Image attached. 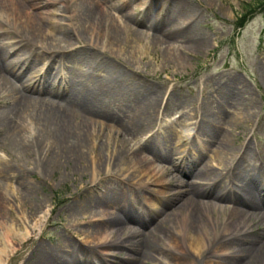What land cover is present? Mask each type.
Here are the masks:
<instances>
[{
    "label": "rangeland",
    "instance_id": "374dc122",
    "mask_svg": "<svg viewBox=\"0 0 264 264\" xmlns=\"http://www.w3.org/2000/svg\"><path fill=\"white\" fill-rule=\"evenodd\" d=\"M10 1L0 0V10L8 8ZM21 1L30 8L32 3L47 0ZM49 1L52 13L45 15L60 24L54 33L49 34L51 27L47 24L39 32L23 30L21 34L12 14H2L0 28L6 32L2 41L15 47L28 39L34 41L37 49L32 50L38 56H51V51H42L43 44L53 47L61 42L62 24L73 32L79 25L62 18L70 0ZM93 1L109 16V26L110 17L120 18L123 30L116 37L117 45L111 46L109 38L95 40L92 32L73 37V50L78 53L64 55V64L42 56L35 70L38 77L48 70L58 74L51 88L60 93L58 97L48 96V87L39 85L37 90L26 92L19 87L21 80L16 90L31 99L66 104L81 114L93 106L112 116L140 115L141 124H129V130L101 123L91 129L96 132L97 144L114 149L120 141L130 149L129 158L136 152L153 167L165 169L166 194L158 196L140 188L139 182H147L148 177L138 176L140 169L136 166L123 177L127 180L123 198L101 208L93 199L105 193L110 182L118 184V169L94 174L89 169L95 162L92 152L87 156L84 177L74 175L68 164L47 165L40 161L46 157L37 152L26 157L0 125V235L8 239L0 264H61L69 259L73 260L70 264H175L176 259L184 261L180 264H235L239 257L246 256L240 248L254 247L255 239L264 240L263 221L248 218L244 210L249 206L236 205L232 199L236 198L232 187L259 175L263 183L255 185L251 181V187L264 208V0ZM245 14L244 28L237 29V22ZM15 55L13 50L7 58ZM70 83L74 84L73 91L68 90ZM7 93H0V98L11 103L14 97ZM153 100L154 107L148 104ZM135 104L138 107L134 108ZM36 110L46 112L42 106ZM33 118L25 117L21 124L27 144L40 132V127L32 124ZM161 130L164 136L159 135ZM48 145L44 143L45 148ZM144 147L152 149L154 155ZM217 153L220 157L215 158ZM105 154L111 158L110 153ZM231 154L236 157L230 159ZM205 168L206 172L199 174ZM146 186L155 189L151 183ZM216 192L224 194V200H214ZM142 194L156 203V209L147 204L139 213L138 195ZM195 194L205 198L199 196L202 203H195L189 211L193 221L187 227L193 225L194 231L200 232L204 241L200 255L183 241L188 228L182 227V215L189 207L182 205ZM123 210H136L137 214L129 219ZM205 210L218 223L233 211L230 227L239 225L238 231L233 233L231 229L226 235L218 229L217 236H210L214 235L212 228L208 233L195 223L199 218L207 221ZM262 215L264 210L258 214ZM113 218L117 221L110 226ZM9 224L31 234L18 233ZM109 226L112 238L104 246L95 236ZM244 226L247 229H242ZM147 237L150 247L143 245ZM74 244L82 248L77 247L75 254L70 248ZM223 246L230 252L223 254ZM252 264H264V259Z\"/></svg>",
    "mask_w": 264,
    "mask_h": 264
},
{
    "label": "bare ground",
    "instance_id": "6f19581e",
    "mask_svg": "<svg viewBox=\"0 0 264 264\" xmlns=\"http://www.w3.org/2000/svg\"><path fill=\"white\" fill-rule=\"evenodd\" d=\"M84 0H70V8L66 11L64 17L68 20H75L77 21L79 28L75 29L74 32L71 27L68 25L62 24V32H61V42L56 46L51 47L50 45L43 44L42 51H51V56H48L47 53L44 55L38 56L37 51L32 50V48H36L34 41H30L26 39V42L23 45L12 47L9 43L4 42L3 38L6 37V32L1 30L0 28V93L8 92L7 94L11 93L13 100L11 103H7L5 98H0V105H3L0 108V125L7 129L10 133L11 138L13 139V143L15 146L23 149L25 154L28 155L32 152H37L40 156H45L44 160H40L41 162L50 165V166H63V165H70L72 166V173L74 175H81L82 177L85 176L86 170L88 168V155L90 152L95 156L92 160L95 162L90 164L89 169L93 171L95 174L96 172L98 175L101 174L104 170L106 171H113L114 169H118V173L115 175L118 179V184H113L110 182L108 187L105 189V193L103 192L100 196L94 197V202L97 203L99 207H108L111 204L116 203L118 200L123 198V192L126 191L123 186L125 185L124 182L127 180L123 179L124 176L129 174L133 168L136 166L139 167V175H146L148 177L147 182H139V187L143 190H147L148 192H154L158 196L165 195V184L163 180V172L165 169H158V167H153V164L145 159L141 158L138 153H132V157L129 158V151L126 149V145L119 141V145L114 149H109L103 143L97 144L98 140L95 139L96 132L92 131L91 126L95 123H101L102 126H106L109 128H117V129H128L129 124L132 126H137L141 124V116L134 114V115H122V116H112L108 114H103L101 111L98 110L97 107L90 106L89 109L85 112V114H81L73 109H70L66 104H61L55 102L50 99H31L26 95L20 93L16 90L18 86V81H20V86L26 92H33V89L37 90L38 85L42 88H47L46 90L47 95L59 96L60 93L58 91H52L51 88L55 87V82L57 81L58 74L53 73V70L46 71L45 74L39 76L40 79L37 82H34L35 78L38 76L36 75L35 70L38 69V65L40 63L42 56H48L52 62L64 64V55H73L78 53L76 50H73L75 44L73 43V37L82 38L84 33H90L92 37L96 39V37H100L103 39H110L112 43L111 46H116L118 40L116 39L118 34L122 33L123 25L118 17H110L111 19V26H109L107 20L109 16L105 15L102 12L101 6L98 5V2H94L93 0L84 1ZM51 1L47 0L46 2H38L32 3L31 7H27V5L21 0H11L8 4V8L6 6L0 10V15L6 14L11 15L14 22L15 27L19 28L21 34H24L23 30L29 32H39L41 29L46 28L47 24H50L51 32L49 34L54 33L56 26L59 24L58 21H53L48 18L45 14L52 13L50 9ZM112 8L113 11L116 10V5ZM33 10V11H30ZM72 10V12H71ZM37 11V12H35ZM72 13V15L66 16L67 14ZM60 25V24H59ZM126 28V27H124ZM88 30V31H87ZM2 31L4 33H2ZM11 31H8L9 38L11 37ZM17 33V32H16ZM18 35H16L17 37ZM21 37V36H18ZM90 37V41L93 42V38ZM22 43V42H20ZM74 45V46H73ZM95 45V44H94ZM122 43L118 46H121ZM30 49V51H27ZM37 49V48H36ZM72 50L71 52L67 53V51ZM14 50L16 53V57L9 59L11 51ZM41 51V52H42ZM65 52V54H64ZM66 55V56H67ZM55 58V59H54ZM54 59V60H53ZM117 68V66H115ZM28 70V71H27ZM38 77V78H39ZM115 77L118 78L117 69ZM68 90H74V84H68ZM41 93V91H40ZM39 93V94H40ZM59 94V95H58ZM34 98V97H32ZM150 106H155L154 100L148 103ZM42 106L46 109V112L41 113L36 110L37 107ZM138 107L135 104L134 108ZM152 107V108H153ZM29 117L30 119H34L32 124L38 125L40 127L39 134L30 141L28 144L25 142L23 138V131L22 125L24 122V118ZM125 127V128H124ZM159 133L164 134V131H160ZM111 137V136H110ZM117 138V137H116ZM49 142L47 148L44 147V143ZM92 143V146H91ZM30 145V146H28ZM91 146V147H90ZM91 148V149H90ZM144 151L150 155H154V151L152 149L144 147ZM230 151V150H229ZM106 152L111 154V158L108 159L106 157ZM215 155V154H214ZM213 155V156H214ZM215 158L220 157L218 153L214 156ZM236 157V155L231 154L230 159ZM131 165L129 167H126ZM230 164V163H229ZM133 167V168H132ZM204 170V171H203ZM206 172V168L199 170V174H204ZM112 173V172H111ZM119 179L123 180L121 182ZM252 184L258 185L261 182V177L259 175H254L251 178ZM250 182H241V185L232 187V191H234L236 198H232L234 203L238 205L243 204L244 206H249L250 209L255 211L256 215L261 213L264 210L262 207L263 201H261V197L259 195H255L253 192V187H251ZM96 182V181H94ZM93 182V183H94ZM152 184L155 186V189H151L149 186L147 187L146 184ZM113 184V185H112ZM121 185L123 190L121 189ZM136 186V185H131ZM213 195V194H212ZM205 198L203 195H193L191 201L185 204L186 201L184 200V205L189 207L188 213L182 215V227H187L188 223H192V216L190 218L189 211H193V207H196L195 203H202L201 198ZM214 200H224L225 195H221L220 193L216 192L213 195ZM91 198V196H90ZM182 198V197H181ZM92 199V198H91ZM149 197H145L144 194L138 195V200L140 201V208L139 213H142V209L148 207L147 204H151L152 206H156V203H151ZM204 204L203 206H205ZM150 208L156 209V207ZM179 208V207H178ZM208 209V208H207ZM75 212V209L73 210ZM124 214L130 219H134L136 216V210L130 211L128 213L123 210ZM231 216L224 217V220L218 223L217 220H214L210 217L209 211L205 210V215L207 217V221L202 220L201 218L198 219L195 223L199 225L200 229L205 228L208 233L214 232V235L210 236H217L218 229L222 231L223 234H229L231 229H233V233L238 231L239 225H234V227H230L232 218L234 217L233 211L230 212ZM258 217V216H257ZM190 219V220H189ZM261 225H264V216H261ZM117 220L113 218L110 222V226L113 225L114 222ZM178 223L180 222L177 220ZM12 224H9L10 227ZM108 225V224H106ZM105 227L103 230H99L96 233L95 239L99 244H103L104 246L111 241L113 231H110L112 227ZM188 228V227H187ZM212 228V231H210ZM11 229H17L16 225L14 224L11 226ZM242 229H247L244 226ZM10 230V228H9ZM18 233H21L19 229H17ZM21 234L23 235H30L31 232L27 229H24V232ZM184 235V233H183ZM143 236V235H142ZM91 237H87L86 240H89ZM183 241L186 244L187 248L194 253L200 255L201 250L200 246L204 243L200 232L198 230L194 231L193 225L188 228V237L183 236ZM257 243L254 247L246 246L244 248H240L244 250L246 256L239 257L235 264H252L256 260L264 259V240L261 242L257 239L254 240ZM7 244L8 239L7 236L4 237L0 235V262H2L3 254L7 252ZM143 245L150 247L149 238L143 239ZM174 245L178 246L176 242ZM82 249L78 245L74 244L71 246L72 253L75 254L76 250ZM70 250V251H71ZM222 253H229V247L223 246ZM145 251L142 253L145 255ZM244 258V259H243ZM73 261V260H72ZM69 261L61 264H70ZM184 263L181 259H176L175 264Z\"/></svg>",
    "mask_w": 264,
    "mask_h": 264
},
{
    "label": "trees",
    "instance_id": "16d2710c",
    "mask_svg": "<svg viewBox=\"0 0 264 264\" xmlns=\"http://www.w3.org/2000/svg\"><path fill=\"white\" fill-rule=\"evenodd\" d=\"M245 17H246V16H245ZM245 17H244V19H242L241 23L239 24L240 26H243V24H244V20H245Z\"/></svg>",
    "mask_w": 264,
    "mask_h": 264
}]
</instances>
